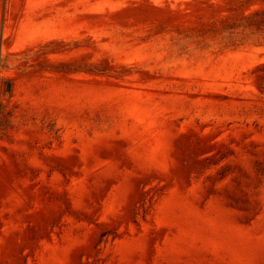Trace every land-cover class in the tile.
<instances>
[{"label": "rangeland", "instance_id": "rangeland-1", "mask_svg": "<svg viewBox=\"0 0 264 264\" xmlns=\"http://www.w3.org/2000/svg\"><path fill=\"white\" fill-rule=\"evenodd\" d=\"M23 17L0 2V264H264V0Z\"/></svg>", "mask_w": 264, "mask_h": 264}, {"label": "crops", "instance_id": "crops-1", "mask_svg": "<svg viewBox=\"0 0 264 264\" xmlns=\"http://www.w3.org/2000/svg\"><path fill=\"white\" fill-rule=\"evenodd\" d=\"M4 9H18L24 12L21 22V30H32L40 26L50 28V15L54 18L56 0H0ZM42 18V21H41Z\"/></svg>", "mask_w": 264, "mask_h": 264}]
</instances>
